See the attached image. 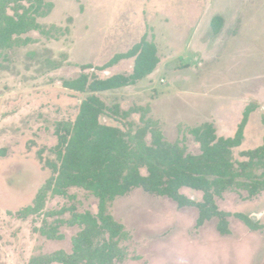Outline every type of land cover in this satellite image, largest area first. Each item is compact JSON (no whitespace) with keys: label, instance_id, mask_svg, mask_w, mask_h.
<instances>
[{"label":"rangeland","instance_id":"rangeland-1","mask_svg":"<svg viewBox=\"0 0 264 264\" xmlns=\"http://www.w3.org/2000/svg\"><path fill=\"white\" fill-rule=\"evenodd\" d=\"M14 5L36 11L0 30V264L78 258L74 239L87 224L99 227L90 251L104 248L107 264H264V0H15L11 14ZM141 41L154 44L156 69L96 92L99 123L118 127L130 149L165 142L180 158L200 153L196 130L208 124L236 139L234 176H205L199 188L163 171L153 193L137 187L106 199L58 185V165L47 161L95 94L64 83L129 74L134 57L95 67Z\"/></svg>","mask_w":264,"mask_h":264},{"label":"trees","instance_id":"trees-1","mask_svg":"<svg viewBox=\"0 0 264 264\" xmlns=\"http://www.w3.org/2000/svg\"><path fill=\"white\" fill-rule=\"evenodd\" d=\"M13 1L15 0H0V30L4 26L22 22L25 17L31 15L32 6L25 7L24 5H14L13 13H9L7 9ZM20 9H23V12H20ZM222 22L223 17L220 15L212 18L211 25L215 32L220 29ZM130 57H134V65L129 74L115 73L106 78H98L93 75L90 82L86 74H81L77 79L64 83L70 89L95 94L81 103L75 121L67 122L63 126L65 133L59 134L58 143L54 148L56 160L48 159L47 161L52 171H56L58 165V185L81 186L89 189L99 198L106 199L137 187H142L144 191L153 193L159 184L165 182L162 177L163 171L168 175L174 174L176 177L184 179L183 184L191 187L200 188L207 182L208 175L211 174L218 176L213 179L216 183L220 182V176L230 173L229 148L236 144V139L217 137L214 128L208 124H204L196 130L200 153L180 158L181 153L169 150L165 142H155L156 145L153 147L140 141L135 148L130 149L123 144L121 138L124 133L118 127L99 123L98 117L102 112L103 103L96 92L134 84L137 80L149 76L159 63L154 44L141 41L130 52L119 53L107 63L95 68L105 69L121 59ZM81 67L85 69L93 66L89 64ZM240 135H242L241 129L237 131V137ZM139 136L141 137L142 133ZM259 150L264 152V143ZM259 150L253 151L251 154L257 153ZM135 156L140 160V163L133 162ZM259 157L262 158L261 155ZM145 163L150 168L147 175L141 174L138 169ZM194 173L198 175L194 176ZM230 174L234 176L233 173ZM172 197L179 200L181 205L184 203L199 204L189 198L182 201L176 194H172ZM39 200L36 199L34 206L38 205ZM243 217L250 221L248 217ZM109 224L115 226L113 222ZM219 226L224 227L220 223ZM93 231L100 232L99 227L87 224L82 228L74 239L78 258H63L62 264H107L111 260V256L104 248H99V251L98 249L90 251L89 235ZM85 251L86 253H83ZM82 254H88L86 259Z\"/></svg>","mask_w":264,"mask_h":264}]
</instances>
